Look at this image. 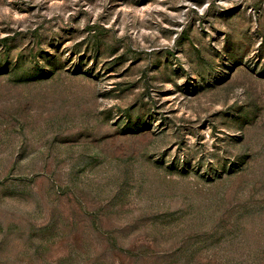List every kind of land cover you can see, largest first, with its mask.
Instances as JSON below:
<instances>
[{"label":"rangeland","instance_id":"rangeland-1","mask_svg":"<svg viewBox=\"0 0 264 264\" xmlns=\"http://www.w3.org/2000/svg\"><path fill=\"white\" fill-rule=\"evenodd\" d=\"M0 264H264V0H0Z\"/></svg>","mask_w":264,"mask_h":264}]
</instances>
